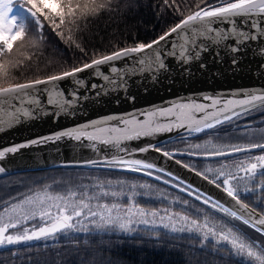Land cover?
I'll list each match as a JSON object with an SVG mask.
<instances>
[{
	"label": "snow or ice",
	"instance_id": "1",
	"mask_svg": "<svg viewBox=\"0 0 264 264\" xmlns=\"http://www.w3.org/2000/svg\"><path fill=\"white\" fill-rule=\"evenodd\" d=\"M182 2L185 7L163 0L179 19L150 42L105 52L90 51L84 32L102 14L119 10L122 0H0V128L47 115L73 116L89 90L97 95L104 88L126 90L133 76L167 72V59L182 65L198 61L204 68L203 54L221 48L235 66L251 42H264V0H197L195 10ZM57 41L77 50L79 62H64L57 70L49 58V70L41 76V58L50 46L59 51ZM257 51L264 55V47ZM105 66L111 75L105 74ZM33 69L37 74L26 75ZM84 73L98 82L87 83ZM65 81L68 85L62 87ZM258 112H264V89L230 98L205 95L199 101L87 121L0 149L4 160L21 149L66 138L104 153L84 164L99 175L40 182L0 198V258L10 255L13 264L25 256L30 264H96L118 240L168 245L181 252L187 243L210 249L230 264H264V123L257 126L247 119ZM173 132L185 149L169 150L165 134ZM200 134L202 142H187L199 140ZM142 140L146 143L133 144ZM149 152L174 161L224 195L214 196L158 163L138 158ZM183 156L207 163L198 168L177 158ZM5 172L0 166V174ZM117 172L151 177L191 199L111 175ZM58 245L65 251L70 247L75 259H63L64 252L52 259L28 255Z\"/></svg>",
	"mask_w": 264,
	"mask_h": 264
},
{
	"label": "water",
	"instance_id": "2",
	"mask_svg": "<svg viewBox=\"0 0 264 264\" xmlns=\"http://www.w3.org/2000/svg\"><path fill=\"white\" fill-rule=\"evenodd\" d=\"M220 27L223 29L225 26L220 25ZM260 47H264V42H251L248 50L239 54L240 60L235 66L231 64V54L221 48L203 54V62L206 65L204 68L199 67L198 61L182 65L176 60L167 59L166 63L169 65L167 72L151 78L143 75L133 76L128 80L126 90L109 92V89L104 88L99 95L96 94V90H89L81 101L80 110L73 116L61 115L54 118L52 115H47L19 125H6L0 128V149L26 143L77 124L111 115L151 110L153 107H165L177 101H199L205 95L230 98L235 93L264 89V55L257 51ZM116 63L127 67L124 61ZM103 71L111 75L106 66ZM81 75L86 77V82L89 84L98 82L87 73ZM99 82L103 84L102 80ZM67 85V81L61 82L62 87ZM165 138L167 143L168 140L175 141L180 137L173 132L165 134ZM136 143L143 145L146 141L133 142V144ZM103 156L102 152H93L85 144H78L65 138L54 143L33 145L21 149L15 155H7L4 160H0V166L6 169L5 173L0 174V178L47 170H95L84 166L85 162L101 159ZM138 158L158 163L166 170L209 191L214 196L224 195L194 173L155 152L139 154ZM177 158L196 160L188 156Z\"/></svg>",
	"mask_w": 264,
	"mask_h": 264
},
{
	"label": "trees",
	"instance_id": "3",
	"mask_svg": "<svg viewBox=\"0 0 264 264\" xmlns=\"http://www.w3.org/2000/svg\"><path fill=\"white\" fill-rule=\"evenodd\" d=\"M196 2L197 0H187V4L191 6L192 10H195ZM177 3H180L181 7H185L182 0H177ZM178 19L179 17L174 15L172 10L164 5L163 0H127V3L122 0L119 10L102 14L89 24L84 32L87 41L86 46L90 51L99 49L106 52L113 50L117 46H131L138 41L150 42ZM57 43L59 51H53L51 46L45 50V56L41 58L40 63L43 71L38 73L39 75L43 76L49 70L45 67L49 58L52 59L57 70L64 62H67L65 66L79 62L81 54L77 50L69 49L58 41ZM35 74H37L35 69L26 73L28 76ZM86 173L90 175L100 174L96 170H51L30 174H16V177L18 179H25L27 176L58 178L61 175H69L75 178ZM111 175L123 176L124 174L117 172L111 173ZM115 243L116 246L110 252H104L97 257L96 264H104L109 259L112 261L119 260L121 264H204L205 261L207 264H230L229 261L214 255L210 249L202 251L197 245H188L187 243H185L183 252L175 250L168 245H156L154 247L152 243L141 244L138 241L119 243L116 240ZM58 252L65 253L63 257L65 260L71 261L75 259L72 256L70 247L65 251V248L60 245L43 249L38 253L34 251L28 255L39 256L40 258H44L47 255L49 259H52L54 254ZM0 264H13V258L10 255L0 258ZM15 264H30V262L25 256L17 258ZM31 264H35V260L31 261Z\"/></svg>",
	"mask_w": 264,
	"mask_h": 264
},
{
	"label": "rangeland",
	"instance_id": "4",
	"mask_svg": "<svg viewBox=\"0 0 264 264\" xmlns=\"http://www.w3.org/2000/svg\"><path fill=\"white\" fill-rule=\"evenodd\" d=\"M254 119H256V120H254ZM254 119H251V121L256 122L255 124L257 126H259L262 123H264V114H261V115L257 114L256 115V118H254ZM241 123H244V122H241ZM204 138H205L204 135H201L199 140L195 138V139H193L192 141H190L188 143L202 142ZM173 147L183 150V149L186 148V144L179 142V143L176 144V146H173ZM186 162H188V161H186ZM191 162L194 163V164H196V166L198 168L199 167H202L205 163H207L206 161H201V162L191 161ZM30 173H35V172H30ZM30 173H27V174H30ZM121 173L124 174V175L123 176L118 175V176H115V177H119V178H122V179H126L129 182L135 181V182H138V183L139 182L152 183L154 185H158L161 189L167 190L172 195L181 196L184 199H191L190 197H187L185 194L179 193L178 190L172 189L168 185H163L159 181L153 180L151 177H146V176H143V175L138 174V173H130V172H121ZM20 174H22V173H20ZM20 174H17V175H20ZM23 174H25V173H23ZM128 174H133V175H128ZM95 175H98V174H95ZM134 175H138V176H134ZM88 176H90L89 173L80 175L79 177H75V178L74 177H71L69 175H61L58 178L50 177V176H43V177H39V178L27 176V177H25V179L24 178L18 179L16 177V174L15 175H10V176H6V178L5 177L0 178V197L1 198H7L10 195L17 194L18 192H26L29 187H32L34 184H38L40 182L51 183L53 179L61 180V179L69 178V177H71L72 179L76 180V179H79L81 177L87 178ZM15 182H17L19 184L16 185ZM85 182H87L86 179H85ZM155 203L160 204L161 202L156 201ZM164 203H167V202H164ZM261 206L264 207V205H261ZM246 230L249 231L255 237H259L260 236L258 233H255L254 231H252L250 229H247L246 228ZM261 239H264V237H261Z\"/></svg>",
	"mask_w": 264,
	"mask_h": 264
},
{
	"label": "flooded vegetation",
	"instance_id": "5",
	"mask_svg": "<svg viewBox=\"0 0 264 264\" xmlns=\"http://www.w3.org/2000/svg\"><path fill=\"white\" fill-rule=\"evenodd\" d=\"M257 114H259V115H261V114H264V112H258V113H255L254 115H252V116H249L247 119L248 120H250L251 121V119H254V118H256V115ZM254 120H256V119H254ZM241 122H244V121H241ZM256 123V122H255ZM194 138H190L187 142H190V141H192ZM177 143H179V139H177V140H175V141H173L172 143H170L168 146H169V150H174V149H177V148H175V147H173V146H176V144ZM173 145V146H172ZM181 160H183V161H198V162H201V160H192V159H187V158H180ZM16 183V185H18L19 183H17V182H15ZM1 198V197H0ZM253 199H255V197H253Z\"/></svg>",
	"mask_w": 264,
	"mask_h": 264
}]
</instances>
